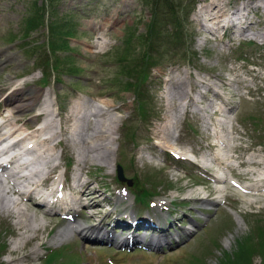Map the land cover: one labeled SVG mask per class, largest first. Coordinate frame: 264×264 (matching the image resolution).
<instances>
[{
	"label": "rangeland",
	"instance_id": "rangeland-1",
	"mask_svg": "<svg viewBox=\"0 0 264 264\" xmlns=\"http://www.w3.org/2000/svg\"><path fill=\"white\" fill-rule=\"evenodd\" d=\"M57 1L54 6L53 25L63 22L70 24L72 28L70 33L74 32L73 37L57 33L49 36L47 26L51 17L45 8V0H0V93L5 95L14 87L32 89L38 94L33 97V101L39 103V106L34 108V114L49 101L51 104L49 118L57 124L61 121L60 118L65 117V126L72 119L68 115V110L79 100L83 101L87 110L93 103L85 104L86 101H95L94 103H98L102 109H106L105 115L108 116L107 119H102L104 123H101L100 128L95 131L97 137L94 140L89 138L91 128H95L97 122L95 121L86 125L87 135L83 132L80 141L83 144H79L86 148L96 147V154L107 152L109 155L108 162L103 164L96 157L94 158L93 152L87 153L81 179L90 183L92 185L90 189L95 190L99 195L93 200L86 199L87 203L89 205L96 203L99 206H91L89 211L95 213L91 220H85L86 213H83L82 221L94 224L100 220L104 228L111 230L112 217L121 214L123 212L121 209L124 210L125 206L123 204L125 197L119 192L122 186L114 180L115 164L120 161L128 164V160L133 156L132 169L126 171L125 177L130 178L132 171L141 177L147 176L144 183L142 182L144 190L158 195L149 200V204H152L150 213L164 217L166 213L163 210L162 212L161 208L170 209L169 214L173 212L174 218L182 219L181 222L178 221V225L190 228L191 234L182 246L174 247L172 244L163 252L145 251L137 246L115 250L100 243L98 245L84 243L72 230L66 231V236L57 241L52 239L57 233L55 231L58 228H66L65 223L57 218L40 214V211L34 210L28 202L19 203L21 206H18L0 194V202L5 206L0 213V264H43L42 259L40 261L35 259L39 260L44 255L45 248L64 249L67 253L64 258L76 256V264H103V259L108 258L107 264H187L193 255H195L194 261L198 263L200 261L204 264H213L221 249L232 250L236 240L246 234L251 237V233L255 234L256 230L264 228V184L262 183L264 182V2L215 0L222 3L225 13L234 11L243 2L249 3L252 7L261 6L258 9L250 8L246 14L247 21L241 24L247 26L245 33L249 31L254 33L251 38L256 42L241 44L235 48V40L230 38V27L225 28L223 38L219 39L220 32L210 34L206 31L207 28L200 24V20L196 21L197 9L214 0H194L185 24V32L188 33L185 43L167 42V60L160 61L148 72L146 92L150 98L152 114L147 116L146 121H142L136 115V102L131 92H120L114 81L122 77L118 73L121 72L124 62L119 60L118 55L125 48L122 44L128 39L127 34L134 29L135 35L144 33L149 12L138 0ZM35 7H42L39 21L44 25L42 30L37 26L28 31V37L36 42L31 47L35 46L43 56L50 59L46 42L65 40L67 51L59 49L56 55L51 54L50 61L54 60V56L61 58L69 56L73 59L70 61L72 65L79 69L77 73L70 74L46 66V74L49 76L46 82L40 81L39 70L43 67L36 66L39 68L37 69L32 65V59L25 54L27 48L24 45L31 39L19 40L20 27L24 26L23 20ZM204 17L199 16L200 19ZM56 29L60 31L58 27ZM261 34L263 37L260 36ZM10 37H13L12 41L8 40ZM58 37L61 39L58 40ZM130 41L135 43V40L130 39ZM183 45L186 46L185 50H182ZM135 47L131 48V56H134L139 49L138 46ZM29 48L27 51H30ZM184 51H189L191 56L183 57ZM192 54H194L193 58ZM114 56H117V60ZM237 56L243 57L244 60L238 61ZM7 87L9 88L5 89ZM214 94H218L221 100L232 101L233 107L237 106L234 114L235 123L226 124L222 128L225 131L235 132L230 133L231 136H235L233 145L237 149L234 164L224 170L225 177L233 179L241 186L245 184L257 187L260 190L259 196L251 191L243 193L230 187L227 182H210V175L218 173V169L214 171L212 168L204 167V170L208 171V175L205 176L193 171L194 168L199 170L196 167L202 165L201 155L204 156L205 147L201 145L208 143L207 138H209L208 130L203 131L198 122L203 125L205 118L204 121L210 120L213 129H217V117L212 116L210 109V105L212 108L217 102L213 98L216 96ZM242 95L247 96L248 99H244ZM104 103L112 108L107 109ZM186 104L189 110L188 117L181 112L182 105ZM193 106L198 111L197 114L191 113ZM21 115L20 121L14 127L21 128L23 124L26 132L39 122V119H36L35 123L31 122L33 113H21ZM245 117H248L245 119V126L239 125L240 120ZM164 125L168 126L167 130H163ZM196 126L198 138L197 132L192 134L187 128L191 127L194 132ZM133 135L134 138L131 139ZM46 136L48 135L44 133L39 137ZM158 139L166 142L170 150L159 146L161 141ZM132 141L138 145L136 149H132ZM149 141H152L150 149H148ZM100 145H104L107 150ZM143 148L150 150L149 153L152 151L150 156H154V162L157 164L155 167L140 166L135 153L139 149L144 150ZM170 151L178 157L194 160L195 165L190 166L181 160H174L168 153ZM53 153L56 157L53 154L51 163L56 164V168L52 171L56 173V177L59 176V179L61 175L63 176L66 180L64 188L71 192L69 190L72 184L71 177L67 174L69 165H66L64 157L67 159L71 157L73 165L74 156H71L73 154L63 143L56 145ZM22 159H30L25 160L29 165L28 168L21 169L22 174H30L28 169L32 168L31 159L33 165L34 162L37 165L34 167L41 169L47 167L42 160L39 161L31 154L24 155ZM42 176L41 174L35 175L36 178L31 177L33 181H39ZM200 177H204L207 182ZM23 183L26 186V183ZM196 184L198 186H194ZM215 192L218 194L217 198ZM125 196L128 201L132 198L129 192H126ZM213 199L217 202L214 207L210 206ZM17 208L20 209L18 215L24 212L21 219L17 218L16 213L14 215L10 213ZM198 208L205 213L201 214ZM209 208L216 209L207 219L205 215H209ZM143 210L146 209L140 207L141 213L148 211V209ZM193 219L198 221L195 222V228L189 225L192 224ZM188 220L190 223L187 224ZM205 220H207L205 225L197 229L199 228L197 224L202 221L201 225ZM175 230L181 234L180 229L175 227ZM192 230L197 232L194 233ZM128 231V229L121 231L118 226L115 229V233L121 232V236ZM147 235L150 233L148 232ZM258 259V256L254 255L250 260L251 264H256Z\"/></svg>",
	"mask_w": 264,
	"mask_h": 264
},
{
	"label": "bare ground",
	"instance_id": "bare-ground-1",
	"mask_svg": "<svg viewBox=\"0 0 264 264\" xmlns=\"http://www.w3.org/2000/svg\"><path fill=\"white\" fill-rule=\"evenodd\" d=\"M260 1L262 3L264 2V0H260ZM259 7L261 6L252 7L249 3L243 2L238 7H236L234 11L225 13V9L223 10L222 3H218L217 1L214 0L208 2L206 5L201 6L200 9H197L196 13L198 20L196 19V21L198 22L200 20L199 21L200 24H202L204 27L207 28L206 31L208 33L215 34L216 32L218 33L219 31H222L226 27L233 28L238 26L240 23L247 21L246 14L249 12L250 8L258 9ZM207 9L209 14L207 12ZM201 15L205 17L200 19L199 16ZM239 31H243V30H239ZM219 34L220 33H218V35ZM260 36L263 37V34H261ZM0 67H1V63H0ZM8 88L9 87L5 89ZM21 90L25 93H23ZM36 93L37 92L34 93L32 89H26L25 87L23 88L14 87L5 95L0 93V109H2L0 110V144L5 142L6 139H10V138H12L14 141L11 145L12 146L11 149H14L13 153H9L7 150L1 151L3 155H5V157H8V163H7L8 167L2 169L3 172L8 171V174L4 178L6 179L9 175L10 179L18 178L23 182H25L26 184H28V187L38 186L39 184H41L43 180L46 179L48 174L55 167V165L51 163L55 146L59 145V143H63L64 146H67V148L71 150L72 154L73 151H75L74 152L75 161L78 166V169L75 170L76 174L71 179L72 193L68 196L67 200L69 204H81L83 208H86L88 207L86 199L91 198V200H93L94 198H97V196H99L96 194L95 190L90 189V187H92L90 183L81 179V171L84 169L83 167L85 165V158L87 157V153L93 152L94 158L96 157L103 164L108 162L107 160H109V155L107 154V152L102 154L101 153L96 154V150H97L96 147L92 146L86 148V146L84 145L79 146V144L80 143L83 144L82 142H80L81 138L83 137V132L85 135H87L85 131L86 125L93 124L95 121H97L94 126L95 128L94 129L91 128V133L89 138L94 140V138L97 137L95 131L97 130V128H100L101 123H104L102 119L103 120L107 119L106 116H108L105 115L106 109L104 108L102 109L100 106L91 105L90 106V109H92L91 112L86 114L84 110V103L82 100H79V102H76V105L74 107L71 106V108L68 110V115L71 116L72 119H70V121L66 124V126H65L66 123L65 117L60 118L61 121L59 122L58 125H56V123H54V120L49 118L51 112L50 109L51 104L49 103V101L46 104H43V106L40 107L38 112L34 114V108L36 106H39V103L37 101H33L34 100L33 97L38 95ZM165 100H167V97ZM89 102L90 101H86L85 104H88ZM104 107H106L107 109L112 108L111 106H108L107 103H104ZM183 107L184 106L182 105V109ZM21 113L23 114L33 113V116L30 120L32 123H35V120L39 119V122L35 123V125H39V127L35 129H31V131L28 132L25 131L26 128L23 126V124H21L22 125L21 128L14 127L15 124H17V122L20 121L22 116ZM4 128L7 130H5ZM68 128H70L69 131ZM167 128L168 126L166 127L164 125L163 130H167ZM42 133H45L48 136H46L43 139H40L39 136ZM161 142H162V147L170 149V147L167 145L166 142L163 141ZM29 143H31V145ZM101 146L104 145H100V147ZM14 147H17V149H15ZM104 148L107 150L105 146ZM83 152H85L84 155H82ZM25 154H31L34 158L38 159L39 161L42 160V163L45 164L47 167L45 169H41L39 167H34V165H31L32 168L28 169L30 171V174L24 173L21 175L20 174L21 169L28 168L29 165L28 162L25 160L19 162L22 155ZM81 155L82 157H80ZM224 162L225 161L220 163L218 166H221L222 168L226 167L228 164L227 163L223 164ZM41 174L43 175L42 176L43 178L41 180L33 181L32 177L36 178L35 175L40 176ZM3 188L9 190V185L5 182V180L4 181L0 180V194H2ZM29 194L30 192L29 190H27V195H28L27 197H29ZM3 208H5V206L0 202V213H2V211L4 210ZM19 211L20 209L17 208L16 211L11 210L10 213L12 215L16 213L17 218L21 219L22 218L21 216L23 215L24 212L22 211V214L18 215L17 213ZM7 214H9L8 211ZM93 217L94 214L88 216V219H92ZM98 223H94V224L91 223V225H87L79 221H73L72 225L69 227L75 231H79L82 235H86V234L91 235L96 233V235L100 234L102 236L107 237L106 229L105 230L102 229L100 226H98L99 225ZM63 234L64 232L58 231L52 239L53 240L57 239L58 241L59 239L62 238ZM126 241L127 240L124 239L121 242L125 243Z\"/></svg>",
	"mask_w": 264,
	"mask_h": 264
},
{
	"label": "trees",
	"instance_id": "trees-1",
	"mask_svg": "<svg viewBox=\"0 0 264 264\" xmlns=\"http://www.w3.org/2000/svg\"><path fill=\"white\" fill-rule=\"evenodd\" d=\"M193 1L194 0H138L140 5L149 12V18L145 23L144 33L135 35L134 29L131 33L129 32L127 34L129 37L122 44L125 48L120 55H118L119 60L124 62V65L121 67V72L118 73L122 77H119L114 82L118 90L129 91L133 94L136 102V115L142 121H146L147 116L152 114L150 112V110L152 111L149 103L150 98L145 89L148 72L151 67L157 65L160 61L167 60V42L185 43L186 37L188 36V33L185 32V24ZM56 2L58 1L45 0V8L48 10L51 17L47 26V31L50 34L49 36L51 37L56 33L72 36L73 33H70V24L63 22L61 24H56L57 26L53 25L54 6ZM41 10L42 7H35L31 10L32 13L23 20L24 26L22 25L20 27L19 36L21 40L28 38V31L30 29L37 26L42 28L44 24L39 21V18H41ZM56 27H58L60 31H57ZM60 39L61 37H58V40ZM130 39L135 40V43L133 41L132 43ZM8 40L12 41L13 37H10ZM33 43L34 41L31 40L30 43L24 45L27 50L30 47V51L25 50V54L33 58V65L35 67H43L41 69V82H46L49 76V74H46V66H50V68L54 70L61 69L64 72L73 74L78 72L79 69L72 65L70 61L73 59L69 56H64V58L54 56V60L50 61L52 59L51 54L56 55V51H59V49L62 51L67 50L65 40H61L60 42H46L50 59L46 58L45 55L43 56L35 46L31 47ZM135 45L138 46L139 49L134 56H131V48L135 47ZM185 47L186 46L183 45L182 50H185ZM182 56L188 58L191 54L187 51L183 53ZM193 56L194 54H192V58ZM114 57L117 60V56ZM51 63H54V65H51ZM135 185L134 183V188ZM139 200L142 201V198ZM254 233L255 234L251 233V237L249 234H246L236 240L232 250H230L229 253L223 252L221 257L217 259V264H251L250 260L254 255L259 257V264H264V228L258 229ZM62 257H64V255L59 251H52L45 257L44 264H55V260L58 259L59 261ZM192 260L193 264H198L197 261H194V257H192ZM59 262L65 261L60 260Z\"/></svg>",
	"mask_w": 264,
	"mask_h": 264
},
{
	"label": "water",
	"instance_id": "water-1",
	"mask_svg": "<svg viewBox=\"0 0 264 264\" xmlns=\"http://www.w3.org/2000/svg\"><path fill=\"white\" fill-rule=\"evenodd\" d=\"M117 178H118L119 180H122V178H121V174H120V169H119V168H117Z\"/></svg>",
	"mask_w": 264,
	"mask_h": 264
}]
</instances>
